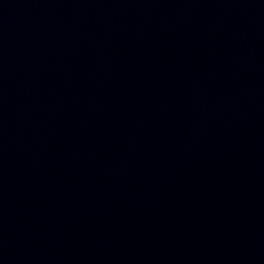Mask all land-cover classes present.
<instances>
[{"label":"water","instance_id":"1","mask_svg":"<svg viewBox=\"0 0 264 264\" xmlns=\"http://www.w3.org/2000/svg\"><path fill=\"white\" fill-rule=\"evenodd\" d=\"M0 264H264V0H0Z\"/></svg>","mask_w":264,"mask_h":264}]
</instances>
